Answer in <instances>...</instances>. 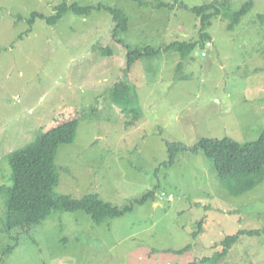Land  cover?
<instances>
[{
	"label": "rangeland",
	"instance_id": "obj_1",
	"mask_svg": "<svg viewBox=\"0 0 264 264\" xmlns=\"http://www.w3.org/2000/svg\"><path fill=\"white\" fill-rule=\"evenodd\" d=\"M214 1L221 3L220 14L211 19L204 47L186 58L173 51L142 57L123 78L127 53L112 38L107 7L128 17V30L118 39L157 49L198 39V19L183 6ZM248 1L252 7L230 28ZM62 2L91 10L68 11L49 25L46 19ZM143 2L0 0V185L11 184L9 153L75 119L74 142L56 152L55 192L73 198L98 194L120 209L131 208L101 225L83 211L53 210L21 233L5 257L10 241L2 233L0 197V264H209L202 259L220 252L224 238L264 227V180L234 197L202 152H180L172 167L163 165L166 142L192 148L203 138L240 144L258 138L264 128V0ZM34 12L43 18L29 23ZM94 45L109 47L111 55L95 53ZM119 80L134 89L141 112L130 127L131 119L111 98ZM149 191L155 200L133 202ZM216 264H264V234L240 237Z\"/></svg>",
	"mask_w": 264,
	"mask_h": 264
},
{
	"label": "trees",
	"instance_id": "obj_2",
	"mask_svg": "<svg viewBox=\"0 0 264 264\" xmlns=\"http://www.w3.org/2000/svg\"><path fill=\"white\" fill-rule=\"evenodd\" d=\"M139 6L146 5L143 0H134ZM221 3L214 1L199 7L185 9L196 15L199 22V38L186 42L174 41L170 44L161 46L157 49L145 47L137 48L118 39L120 33L128 30V17L117 8L107 7V11L112 17L114 28L112 38L115 42L122 43L126 50L125 67L122 69L123 78L130 71L133 63L145 56H158L162 52H176L182 58L190 55L196 46L204 47L209 41L210 35L207 28L211 25V19L219 16ZM159 5H166L159 3ZM159 7V6H158ZM252 7L248 1L242 8L235 13L234 24H237ZM100 8V6H99ZM91 7L80 6L77 3L68 5L62 2L55 7L56 14L46 19L49 25H54L66 12L74 14H89ZM43 18V15L34 12L29 23L35 19ZM263 20V18H262ZM92 50L101 54L103 57L111 55L109 47L94 45ZM264 70V68H263ZM111 98L118 107L120 113L129 117L131 122L126 123V127L133 126L141 118V112L137 109V96L134 89L126 82L119 80L111 88ZM77 130V120L71 119L64 121L53 127L49 131L40 134L34 143L15 150L7 155V164L10 171V185H0V197L3 202L4 210V229L9 238V244L2 251L3 256H8L18 244L21 233H27L34 225L44 221L53 210L66 212L83 211L90 216L95 225H101L109 219L122 216L131 210L126 206L120 209L110 203L104 202L98 194H87L81 198H73L55 192V187L59 183V168L55 164V156L60 145L72 144ZM168 157L163 163L165 167H172L176 156L180 152L189 151L192 153L202 152L213 165L220 183L234 196L239 197L251 191L264 180V128L260 131L257 139L240 144L231 138L199 140L192 148L182 143L166 142ZM155 194L149 191L135 203H144L149 199H154ZM155 200V199H154ZM132 205V204H131ZM202 229V221L199 228L194 232L193 237ZM264 234V227L261 229L240 230L235 234L229 235L220 242L221 250L212 257L202 259L209 264H216L226 257L234 244L240 237H253ZM189 249L185 247L176 253H183ZM189 264H197L196 261Z\"/></svg>",
	"mask_w": 264,
	"mask_h": 264
},
{
	"label": "built area",
	"instance_id": "obj_3",
	"mask_svg": "<svg viewBox=\"0 0 264 264\" xmlns=\"http://www.w3.org/2000/svg\"><path fill=\"white\" fill-rule=\"evenodd\" d=\"M171 198H172L171 196L168 197V199H170V200H171Z\"/></svg>",
	"mask_w": 264,
	"mask_h": 264
},
{
	"label": "water",
	"instance_id": "obj_4",
	"mask_svg": "<svg viewBox=\"0 0 264 264\" xmlns=\"http://www.w3.org/2000/svg\"><path fill=\"white\" fill-rule=\"evenodd\" d=\"M158 205V204H157Z\"/></svg>",
	"mask_w": 264,
	"mask_h": 264
}]
</instances>
